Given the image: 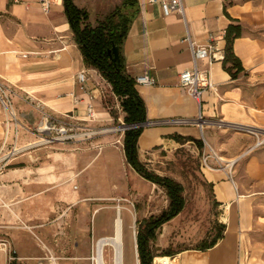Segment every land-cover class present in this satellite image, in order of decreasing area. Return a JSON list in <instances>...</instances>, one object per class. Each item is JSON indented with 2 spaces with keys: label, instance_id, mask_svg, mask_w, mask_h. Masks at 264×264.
I'll return each mask as SVG.
<instances>
[{
  "label": "crops",
  "instance_id": "0c3cea01",
  "mask_svg": "<svg viewBox=\"0 0 264 264\" xmlns=\"http://www.w3.org/2000/svg\"><path fill=\"white\" fill-rule=\"evenodd\" d=\"M72 1L87 12L91 26L116 11L130 19L119 46L125 73L132 79L147 75L156 81L153 86H134L144 103L145 121L157 122L142 129L138 151L196 141L220 150L221 163L210 160L203 175L223 226L221 238L208 249L182 250L170 259L175 264H264V148L244 153L214 130L206 128L201 136L196 126L158 123L194 119L199 112L179 85V74L194 66L185 39L195 48L213 47L223 53L226 30L237 25L240 35L232 49L243 69L240 73L232 78L221 61L196 62L213 84L202 95L201 113L225 126L264 132V0H182V14L167 16L150 0H88L82 6L80 0ZM80 72L88 79L86 90L76 80ZM0 85L13 114L0 102V148L18 147L19 142L27 147L46 115L86 122L90 103L95 120L88 123L109 119L102 100L106 87L109 91L111 87L85 64L62 0H49L46 12L38 0H0Z\"/></svg>",
  "mask_w": 264,
  "mask_h": 264
},
{
  "label": "rangeland",
  "instance_id": "374dc122",
  "mask_svg": "<svg viewBox=\"0 0 264 264\" xmlns=\"http://www.w3.org/2000/svg\"><path fill=\"white\" fill-rule=\"evenodd\" d=\"M87 2L80 0V6ZM102 108L109 114L102 122L60 119L52 129L37 128L27 147L22 142L1 146L0 264H93V236L111 233L117 207L124 226L123 264H133L138 223L161 215L169 200L164 189L144 182L127 165L125 114L107 87ZM207 128L244 153L264 148V132L215 124ZM137 152L148 171L183 187L182 211L149 241L151 264L157 257L170 259L208 243L220 223L203 170L210 160L221 163L220 150L202 142V147L185 143Z\"/></svg>",
  "mask_w": 264,
  "mask_h": 264
},
{
  "label": "trees",
  "instance_id": "16d2710c",
  "mask_svg": "<svg viewBox=\"0 0 264 264\" xmlns=\"http://www.w3.org/2000/svg\"><path fill=\"white\" fill-rule=\"evenodd\" d=\"M64 13L73 33L75 43L78 45L85 64L98 71L101 77L110 85L115 97L120 100L122 112L125 114L126 124L142 123L145 121V107L138 96L134 86V80L126 73L119 54V62L113 63L108 54L112 43L119 46L124 37L127 24L130 19L119 12L111 14L106 21L98 22L91 26L88 22V14L85 10L77 8L72 0H62ZM117 17L118 23L113 24ZM240 28L231 25L225 32V48L223 52V69L234 78L243 69L239 60L233 54L232 44L239 37ZM142 129H130L124 132L123 153L126 163L144 180L155 184L166 192L169 206L158 217L143 219L138 223V231L135 238L139 264H151L154 257L149 249V241L155 237V230L176 217L184 207L183 187L180 183L165 177H161L148 171L138 159L137 140ZM202 147V142H197ZM223 226H217L212 239L203 244L200 250L212 247L221 238Z\"/></svg>",
  "mask_w": 264,
  "mask_h": 264
},
{
  "label": "built area",
  "instance_id": "2783aa9c",
  "mask_svg": "<svg viewBox=\"0 0 264 264\" xmlns=\"http://www.w3.org/2000/svg\"><path fill=\"white\" fill-rule=\"evenodd\" d=\"M38 2L40 3L42 10L46 12L49 6V0H38ZM150 3L159 5L163 15L165 16L170 15L172 13L181 15L183 11L182 0H150ZM185 41H187L189 45V49L191 52L192 61H193L194 66L192 69L184 70L183 72L179 74L178 76L179 85L187 90L189 96L196 103L199 112H198L197 117L194 119H172V120H165V121L158 122V123L167 124V125L168 124L179 125V126H196L199 130L200 135L202 136L203 131L209 125L215 124L217 126L224 127L225 123L222 120L209 121V120H206L202 116V113H201L202 95L205 91L212 89L213 84L206 71H200L197 69L196 62L204 58H209L210 62H219L223 60V53L218 50H215L213 47H210L208 49L201 48V47L195 48L188 38H186ZM76 80L80 84L81 89L86 90L88 79L85 73L83 72L78 73L76 75ZM133 80H134L135 85L153 86L156 83L155 78L151 76H147V75L137 76ZM0 102L3 105V107L10 113V116L13 117V114L11 112L10 101L7 97L6 91L1 85H0ZM85 115H86V119H85L86 122H93L95 120L94 108H93L92 103H90L86 107ZM59 122H60L59 119L46 115L45 124L43 125L41 129L42 130L52 129L53 125ZM155 124H157V122H147V121H144L142 123L127 124L125 130L138 129V128L144 129L147 127L155 126ZM225 127L252 131V130H248L244 128H239L237 126H225ZM206 162L207 160L205 159L204 160L205 165H207ZM173 264L175 263L173 262Z\"/></svg>",
  "mask_w": 264,
  "mask_h": 264
},
{
  "label": "bare ground",
  "instance_id": "6f19581e",
  "mask_svg": "<svg viewBox=\"0 0 264 264\" xmlns=\"http://www.w3.org/2000/svg\"><path fill=\"white\" fill-rule=\"evenodd\" d=\"M144 137H142L143 140ZM231 164H229V167H231ZM121 215V207L115 208V215L111 224V233L101 237L93 236V256L91 259L93 264H123L124 244L122 230H124V226ZM105 255H107V261L105 260ZM154 260V264H173L171 259L165 257H157ZM133 264H138L137 253L135 251Z\"/></svg>",
  "mask_w": 264,
  "mask_h": 264
},
{
  "label": "water",
  "instance_id": "95a60500",
  "mask_svg": "<svg viewBox=\"0 0 264 264\" xmlns=\"http://www.w3.org/2000/svg\"><path fill=\"white\" fill-rule=\"evenodd\" d=\"M108 54L111 57V61L113 63H118L119 62V52H118V48L113 43L111 45V48L108 50Z\"/></svg>",
  "mask_w": 264,
  "mask_h": 264
}]
</instances>
